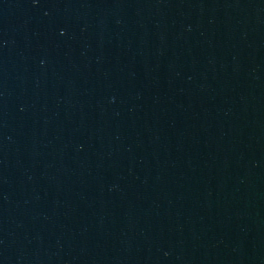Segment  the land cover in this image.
Listing matches in <instances>:
<instances>
[{"label": "water", "instance_id": "1", "mask_svg": "<svg viewBox=\"0 0 264 264\" xmlns=\"http://www.w3.org/2000/svg\"><path fill=\"white\" fill-rule=\"evenodd\" d=\"M0 264H264V0H0Z\"/></svg>", "mask_w": 264, "mask_h": 264}]
</instances>
